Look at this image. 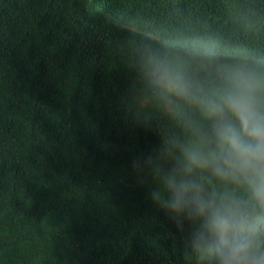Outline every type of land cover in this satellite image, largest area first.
I'll use <instances>...</instances> for the list:
<instances>
[{
    "label": "trees",
    "instance_id": "1",
    "mask_svg": "<svg viewBox=\"0 0 264 264\" xmlns=\"http://www.w3.org/2000/svg\"><path fill=\"white\" fill-rule=\"evenodd\" d=\"M119 17L264 52V0H0V264H186L131 166L159 135L127 106Z\"/></svg>",
    "mask_w": 264,
    "mask_h": 264
},
{
    "label": "clouds",
    "instance_id": "2",
    "mask_svg": "<svg viewBox=\"0 0 264 264\" xmlns=\"http://www.w3.org/2000/svg\"><path fill=\"white\" fill-rule=\"evenodd\" d=\"M118 24L127 106L159 135L131 166L184 233L186 264H264V52Z\"/></svg>",
    "mask_w": 264,
    "mask_h": 264
},
{
    "label": "rangeland",
    "instance_id": "3",
    "mask_svg": "<svg viewBox=\"0 0 264 264\" xmlns=\"http://www.w3.org/2000/svg\"><path fill=\"white\" fill-rule=\"evenodd\" d=\"M116 19L118 20L119 18H116ZM137 28H138L139 30L145 32V33H149V31L147 30V28L144 27V26H137Z\"/></svg>",
    "mask_w": 264,
    "mask_h": 264
}]
</instances>
